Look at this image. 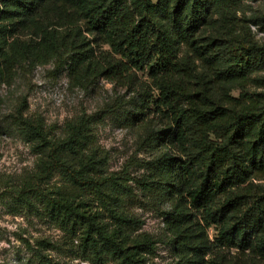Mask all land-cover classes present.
Returning a JSON list of instances; mask_svg holds the SVG:
<instances>
[{
	"label": "trees",
	"instance_id": "1",
	"mask_svg": "<svg viewBox=\"0 0 264 264\" xmlns=\"http://www.w3.org/2000/svg\"><path fill=\"white\" fill-rule=\"evenodd\" d=\"M57 1L69 12L60 14V27L83 21L109 46L113 60L98 72L106 80L124 82L133 71L145 72L151 79L158 92L156 105L173 127L170 139L181 154L166 159L169 169L160 183L167 195L184 193L204 222L218 227L220 248L264 261V185L259 183L264 180V92L252 89L264 86V77L253 78L256 70H264V44L238 16V0ZM39 13L30 0H0V18L21 19L24 28L39 38V50L61 61L69 54L67 44L56 31L36 22ZM8 67L10 75L13 67ZM234 89L240 91L238 98ZM26 110L23 99L8 120L20 135L40 141L48 150L46 174L57 172L78 189L114 184L130 192L121 174L103 180L90 176L94 155L83 119L67 125L64 140L52 136L42 119L27 117ZM146 135L145 139L155 140L152 136L157 134ZM69 152L78 157L82 172L66 158ZM149 186L142 185L144 190ZM50 205L58 208L64 224L71 223L72 233L83 234L85 251L93 249L87 260L140 264L103 231L85 201L50 200ZM184 223L187 218L177 208L172 224ZM140 247L155 252L148 236ZM205 264L226 263L216 259Z\"/></svg>",
	"mask_w": 264,
	"mask_h": 264
},
{
	"label": "rangeland",
	"instance_id": "2",
	"mask_svg": "<svg viewBox=\"0 0 264 264\" xmlns=\"http://www.w3.org/2000/svg\"><path fill=\"white\" fill-rule=\"evenodd\" d=\"M30 1L40 12L36 22L56 31L69 54L61 61L48 58L39 50L35 32L24 28L21 19L0 18V264H102L86 259L93 257V249L85 251L83 234L72 233L57 206L51 208L50 200L59 199L85 201L103 231L140 264H205L216 259L264 264L248 253L220 248L218 227L204 222L184 193L167 195L160 183L169 169L166 159L181 154L170 139L173 127L158 110V92L147 73L133 71L119 83L106 80L98 72L113 60V53L101 36L83 21L60 27V14L69 12L57 0ZM238 16L264 44V0H238ZM8 64L13 67L10 75ZM254 77H264V70H256ZM252 89L264 92V86ZM232 94L238 98L240 91ZM23 99L26 116L42 119L55 138L68 139L67 125L83 119L94 155L90 176L103 180L121 174L130 192L114 184L97 191L78 189L57 172L46 174L48 150L40 141L20 135L8 120ZM148 131L157 134L152 136L155 140L145 139ZM65 156L82 172L77 156ZM259 183L264 185V180ZM143 184H149V190ZM177 208L187 223L174 227ZM145 236L154 241L153 254L140 247Z\"/></svg>",
	"mask_w": 264,
	"mask_h": 264
}]
</instances>
